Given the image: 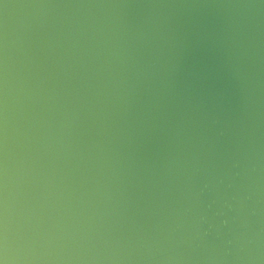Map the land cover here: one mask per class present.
Here are the masks:
<instances>
[{
	"label": "water",
	"instance_id": "water-1",
	"mask_svg": "<svg viewBox=\"0 0 264 264\" xmlns=\"http://www.w3.org/2000/svg\"><path fill=\"white\" fill-rule=\"evenodd\" d=\"M0 264H264V0H0Z\"/></svg>",
	"mask_w": 264,
	"mask_h": 264
}]
</instances>
